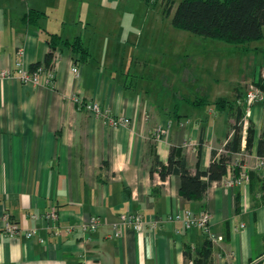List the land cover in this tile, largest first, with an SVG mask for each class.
<instances>
[{"label":"crops","instance_id":"crops-1","mask_svg":"<svg viewBox=\"0 0 264 264\" xmlns=\"http://www.w3.org/2000/svg\"><path fill=\"white\" fill-rule=\"evenodd\" d=\"M166 1L0 0V69L15 60L26 68L44 64L48 33L70 42L79 37L88 52L79 60L66 47L55 49L52 86L44 77L37 84L0 82V228L6 215L35 232L0 238V264H250L264 256V187L255 168L264 105L248 108L243 128V88L212 93L189 72L192 65L183 61L197 42L180 38ZM30 10L42 13L36 24L23 20ZM75 96L128 124L111 127ZM198 98H223L233 107L191 104ZM238 106L239 150L224 178L235 167L254 176L246 174L240 186L213 183L198 202L180 196L178 175L150 174L156 161L167 163L171 148L182 152L191 172L204 171L212 151L218 154L231 136ZM161 127L165 132L157 135ZM51 206L53 222L42 217ZM183 210L207 212L208 231L165 220ZM135 212L143 217L140 232L120 224L121 214ZM91 217L98 220L95 231L86 229ZM65 226L75 229L53 235ZM207 240L210 253L203 257Z\"/></svg>","mask_w":264,"mask_h":264},{"label":"trees","instance_id":"trees-1","mask_svg":"<svg viewBox=\"0 0 264 264\" xmlns=\"http://www.w3.org/2000/svg\"><path fill=\"white\" fill-rule=\"evenodd\" d=\"M172 4L168 5V13L171 12ZM42 15L37 10H30L23 20L29 24H36ZM171 26L178 30L187 31L203 38L217 40L229 45L246 47L252 41L264 38L262 28L264 27V0H181L171 14ZM47 43L49 51L45 55L44 64L46 67L52 66L53 52L60 47H66L77 55L79 60L88 57L86 47L82 40L76 37L73 41L63 40L58 34L48 33ZM39 63L30 66L33 70ZM264 91V73L255 82ZM187 100V99H186ZM194 106H204L212 104L219 111L226 107H233L232 102L223 98H217L212 103L205 98H198L190 101ZM264 105V104H263ZM236 123L232 127V133L224 145L225 153L217 154L212 151V159L204 171L196 169L191 172L187 166L184 155L180 150L171 148L167 163L155 162L150 174L155 170L161 179L169 175H178L180 178L179 194L188 201H202L205 198L207 188L213 183L222 181L227 172V162L232 153L239 150L240 135V107H236ZM253 128L249 125L246 134V149L250 148L252 142ZM257 156L264 154V121L262 131L257 143ZM233 177H238L240 168L233 169ZM247 176L252 177V172H247ZM262 180V178H261ZM263 182V181H262ZM264 187V183L262 185ZM210 253V241L207 240L202 248V256L206 257ZM250 264H261L253 261Z\"/></svg>","mask_w":264,"mask_h":264},{"label":"built area","instance_id":"built-area-1","mask_svg":"<svg viewBox=\"0 0 264 264\" xmlns=\"http://www.w3.org/2000/svg\"><path fill=\"white\" fill-rule=\"evenodd\" d=\"M53 61V59H52ZM71 72L77 76L78 70L76 67L71 68ZM44 77V80L47 85L52 86L53 79H54V70H53V63L52 66L46 67L45 64H40L33 70L30 68H26L20 61L15 60L12 64L1 68L0 69V82L7 80V79H16L21 83H32L37 84L39 79ZM246 102L250 106L252 102L256 101H264V91L259 89L249 90L247 91ZM73 101L77 104L82 106L88 112L94 114L97 117H101L105 119V121L111 127H118L128 124V119L124 116H115L111 114L110 110L106 106H102L97 102L92 101H84L81 98L75 96L73 97ZM249 117V110L246 111L243 119L241 120V124L243 128H246L248 123L247 119ZM165 132L164 128H159L157 131V135L162 134ZM225 152L224 148H221L218 151L219 153ZM256 170L262 173L261 178L264 183V154L262 156L256 157ZM229 174V171H228ZM246 178V174L244 171H240L238 177H233L232 175H228L225 177L221 183L226 187H233V186H240ZM43 218L50 219L52 222L56 219V213L54 211L53 206L50 207L49 211L42 216ZM34 220H37V216H32ZM166 221H178L183 223L186 228L196 227L204 232L208 231L209 225V215L205 211H201L198 214H194L189 210H183L175 213L174 215L168 216ZM120 224L122 225H129L132 227L134 231L140 232L143 229V217L140 213H125L120 215ZM98 226V220L96 217H91L89 223L86 227L87 231H95ZM153 224L152 227H154ZM73 226H65L62 228H54L52 230L53 235L60 236L61 234L69 235L74 231ZM25 236L27 238H32L35 235L34 230H24L20 228L15 222L11 221L8 216H3L2 226L0 228V238L2 237H19ZM113 237H120L121 236V229L117 227H113L112 230ZM43 242V240H41Z\"/></svg>","mask_w":264,"mask_h":264},{"label":"rangeland","instance_id":"rangeland-1","mask_svg":"<svg viewBox=\"0 0 264 264\" xmlns=\"http://www.w3.org/2000/svg\"><path fill=\"white\" fill-rule=\"evenodd\" d=\"M180 1L167 0L165 4L167 6L172 4L173 11ZM179 32L181 33L180 38L182 40L186 39L184 36H191L197 42L196 44L190 45L189 52H187L189 53V59L183 62L187 65H192L189 72L195 74L199 80L201 79L202 84L206 88L210 87L212 93L220 89L222 91L221 93H224L223 95H226L234 85L243 88L244 115L254 103L264 104L263 100L252 102L250 106L247 104V91L259 89V87L255 84L256 81L245 82L255 77L261 68V72L264 70V38L250 42L247 45L248 50L242 51L241 48H245V46L240 48L217 40L203 38L187 31L179 30ZM169 76L170 78L172 77L171 79L176 78L173 72ZM147 79L150 78L147 77ZM246 119L249 120V117H246ZM258 261L264 264V256Z\"/></svg>","mask_w":264,"mask_h":264}]
</instances>
